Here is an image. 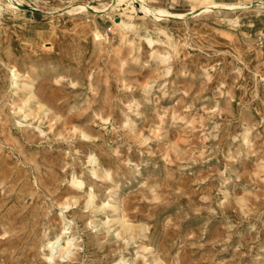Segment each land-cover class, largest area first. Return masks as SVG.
Returning <instances> with one entry per match:
<instances>
[{"label": "rangeland", "instance_id": "rangeland-1", "mask_svg": "<svg viewBox=\"0 0 264 264\" xmlns=\"http://www.w3.org/2000/svg\"><path fill=\"white\" fill-rule=\"evenodd\" d=\"M217 1L0 7V264H264V0Z\"/></svg>", "mask_w": 264, "mask_h": 264}, {"label": "bare ground", "instance_id": "bare-ground-1", "mask_svg": "<svg viewBox=\"0 0 264 264\" xmlns=\"http://www.w3.org/2000/svg\"><path fill=\"white\" fill-rule=\"evenodd\" d=\"M256 1V0H255ZM254 1V2H255ZM3 2V3H2ZM262 1L258 0L256 1V5L258 6H261L262 5ZM4 5L8 6V7H11V8H19V7H23V3H22V0H0V7H4ZM110 7L111 8H114V9H117L123 13H126V14H129V15H135V14H142V15H151L155 20H162V19H165V18H170V17H174V18H177V19H184L186 18L188 15L190 14H197V13H200V12H206L212 8H225V9H232V10H237L239 8H242V2L241 1H217V0H201V5L199 7H196V8H191V11L188 12V13H182V12H172L170 11L169 9L165 8V7H153L151 6L150 4H148V2L146 0H112V3H110ZM7 9V8H6ZM73 10H86L88 11L89 9H92L93 12H97V11H106V7L105 6H102V7H99V6H96V5H92V4H77L76 6H74L72 8ZM257 9V8H256ZM71 11V9H70ZM258 13V12H257ZM150 16V17H151ZM117 20V19H116ZM127 20V19H126ZM126 20L124 21L122 18H119L117 20V23L118 25L124 27V28H129L131 26H133V22L129 23V22H126ZM146 30V29H145ZM147 31V30H146ZM158 31H161V30H158ZM163 32H165V30L163 29ZM149 37V36H147ZM150 38V37H149ZM144 39V37H143ZM148 40V39H147ZM152 40V39H151ZM17 73L15 72V70L13 69V83L17 86V88H20L19 86V82L17 81ZM28 84V83H26ZM26 84H22V86H26ZM16 89V88H15ZM33 95V94H32ZM34 98V96H31V98ZM29 102L30 100V97L29 98H26ZM39 101V100H38ZM26 102V100H25ZM24 102V103H25ZM26 102V103H27ZM37 103V102H36ZM19 106V105H18ZM17 106V107H18ZM30 106V105H29ZM28 106V107H29ZM46 106V105H45ZM35 107V106H34ZM22 108V107H20ZM33 108V106H32ZM32 108L31 110L29 109L28 111L32 112ZM37 109V106L35 107ZM46 108V107H45ZM50 108V107H49ZM44 109V108H43ZM47 109V108H46ZM24 110V109H23ZM22 110V111H23ZM41 110V109H40ZM38 110V112L40 111ZM51 110V108H50ZM48 110V111H50ZM26 110V112L29 114ZM25 112V111H24ZM25 112V114H26ZM30 112V113H31ZM41 112H46L45 111H41ZM43 114V113H42ZM49 114V113H48ZM27 115V114H26ZM25 115V116H26ZM29 116V115H28ZM34 116V115H33ZM53 117V116H52ZM60 117V116H59ZM23 118V116H22ZM36 118V117H35ZM25 119V118H24ZM33 121V120H32ZM24 122V121H23ZM26 123V122H25ZM31 124V123H30ZM55 124V123H54ZM54 124H50V126H54ZM85 133V132H84ZM83 133V134H84ZM44 134V133H43ZM86 136H87V133H85ZM85 136V137H86ZM88 137V136H87ZM65 138V137H64ZM89 157V156H88ZM91 161L92 163L96 166V165H100V160L99 158L92 154L91 153ZM92 166V165H91ZM93 170L96 169V167L93 166L92 168ZM94 175L96 174L95 171H93ZM97 175V174H96ZM78 187L79 186H83L84 185V181L81 180V179H77V177H75L74 181ZM94 188L93 186H90V191H89V194H90V197H93L94 196ZM118 195V193H117ZM72 196H74V194H72ZM75 197V196H74ZM128 234V233H127ZM131 234V233H130ZM129 234V235H130ZM133 234V233H132ZM133 237V236H132ZM67 244H64L65 246L62 247V249L65 247L66 249H68V247L71 245L70 243V239H68L67 241ZM61 245V244H60ZM61 247V246H60ZM64 248V250H65ZM61 253V251H60ZM69 253V252H67ZM64 255V254H63ZM50 258H54V257H50ZM125 259V258H124ZM127 264V262H126ZM130 264V263H128Z\"/></svg>", "mask_w": 264, "mask_h": 264}]
</instances>
